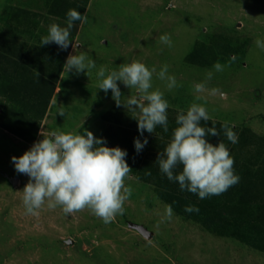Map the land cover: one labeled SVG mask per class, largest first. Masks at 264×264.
Returning <instances> with one entry per match:
<instances>
[{
  "label": "rangeland",
  "instance_id": "1",
  "mask_svg": "<svg viewBox=\"0 0 264 264\" xmlns=\"http://www.w3.org/2000/svg\"><path fill=\"white\" fill-rule=\"evenodd\" d=\"M49 1L0 0V31L10 7L35 14L30 21L33 28L9 32L20 48L37 49L38 56L46 55L45 59L52 53H66L36 139L25 142L0 128V264H264V251L234 237L214 235L180 210L173 208L172 219L160 223L168 204L160 200L154 186L132 173L125 181L132 194L123 215L111 223H103L88 209L66 215L60 207L48 209L45 205L38 216L27 215L22 190L29 177L18 173L11 159L51 131L83 134L86 129L106 141L111 133L122 135V130H129L132 146L134 139L156 138L157 127L154 133L145 131L141 136L135 120L138 113L117 106L111 90L98 89L96 73L101 66L111 71L135 60L156 69L153 89L164 92L168 120L176 119L180 109L186 113L193 102L205 104L209 121L228 122L237 136L244 133L248 138L250 145L235 149L234 156L246 164L259 160L258 152L264 155V50L257 47L256 40L264 41V0H69L84 8L82 16L87 22L73 23L65 50L55 43L40 45L50 25L67 26L66 20L50 15ZM165 33L171 37V47L160 42ZM212 40L215 44L224 40L233 52L215 48L209 54L206 48ZM81 52L96 67L66 72L67 57ZM217 61L225 65L224 71H214ZM164 64L180 87L169 91L167 81L158 79ZM209 71L213 77L207 87L220 89L226 97L194 91V85L204 82ZM117 84L123 104L135 90ZM198 95L206 99L197 100ZM209 121H202L201 126ZM208 142L214 145L211 138ZM113 145L129 149L118 140Z\"/></svg>",
  "mask_w": 264,
  "mask_h": 264
},
{
  "label": "clouds",
  "instance_id": "2",
  "mask_svg": "<svg viewBox=\"0 0 264 264\" xmlns=\"http://www.w3.org/2000/svg\"><path fill=\"white\" fill-rule=\"evenodd\" d=\"M77 20L87 22V17L70 9L67 13V26L61 27L55 23L50 25L48 35L41 38L40 45L55 43L61 50L67 49L70 45V30ZM159 39L162 44L172 46L169 34H162ZM256 45L264 50V41L257 39ZM231 59L235 60V56ZM95 67V61L84 52L79 55L70 54L64 64L66 72L74 69L79 73ZM224 68L225 65L218 61L213 65L215 72H222ZM154 73V67L150 69L135 60L111 71L101 66L96 73L100 78L98 89L105 93L111 90L117 106L123 105L129 111L138 113L135 120L141 136L145 131L154 133L157 126L162 127L165 133L169 130V103L164 98V92L159 88L153 89ZM157 77L167 81L166 88L169 91L181 86L175 76L168 74L167 64L161 67ZM212 77L213 72L209 71L204 82L194 85V91L226 97L227 94L220 89L207 87ZM118 81L135 90V94L129 96L123 104ZM196 99L206 98L198 95ZM209 119L205 104L193 102L186 113L180 109L172 139L162 154L163 158L159 155L157 158L160 171L169 181L178 182L181 190L197 194L200 199L221 195L240 179L234 172V158L226 145L223 142L213 145L206 139L208 135H220L215 127L201 126L202 121L207 122ZM222 128L232 144L238 142V136L228 126V122ZM105 143L103 138L95 137L86 129L83 134L51 131L21 156L12 157L15 170L29 177L22 190L26 214L38 216L46 205L48 209L60 207L66 215L88 209L105 224L114 221L117 215H123L124 204L132 194V188L125 184L132 169L126 162L125 150L104 146ZM133 143L139 153L148 141L146 138L143 141L134 139ZM178 165H182V171L174 174ZM185 211L199 212V208L189 205ZM173 215L172 206L166 205L160 223L170 221Z\"/></svg>",
  "mask_w": 264,
  "mask_h": 264
},
{
  "label": "trees",
  "instance_id": "3",
  "mask_svg": "<svg viewBox=\"0 0 264 264\" xmlns=\"http://www.w3.org/2000/svg\"><path fill=\"white\" fill-rule=\"evenodd\" d=\"M47 8L51 16L66 21L70 9H75L81 15L84 13L83 7L72 5L69 0H50ZM6 14L5 28L0 31V128L18 139L32 142L37 137L39 123L44 118L52 99L66 53L54 55L51 52L53 56L45 59L46 55L38 56L37 49L20 48L16 38L12 36L9 38V32L14 34V31L21 27L28 30L33 28L34 25L30 21L35 14L16 7H10ZM8 23L12 25L11 29L7 28ZM73 23L79 24L80 21ZM224 40L216 44L212 40L206 51L212 54L217 48L227 51L226 53L233 52L231 46L225 44ZM191 55L193 58L194 54ZM34 72H38L39 76L34 75ZM175 120H168L167 133L162 127L157 126V137L149 139L139 153L132 143H129V130H122L124 131L122 135L109 134L106 145L114 147L113 143L118 140L124 147L126 145L129 148L125 147L127 149L125 159L132 169L131 173L137 180L154 186L161 201L171 205L176 211L180 210L189 219L198 221L214 235L234 237L264 251V155L262 156V152H258L260 156L258 162L256 160L246 164L234 156L235 149L250 145L245 134L241 133L235 144L227 139L224 144L230 154H233L231 155L234 158L233 168L235 174L240 177L239 182L221 195L200 199L197 194L186 189L181 190L178 182L169 181L159 168L157 158L158 155L163 158L162 154L172 139L173 130L177 127ZM222 125L213 124L212 121L206 124V128L215 127L220 133L219 136H206L207 140L212 139L214 145L218 143V139L226 137ZM246 131L253 137L250 130ZM181 171L182 165H178L174 174H179ZM189 205L198 207L199 212H186L185 207Z\"/></svg>",
  "mask_w": 264,
  "mask_h": 264
},
{
  "label": "water",
  "instance_id": "4",
  "mask_svg": "<svg viewBox=\"0 0 264 264\" xmlns=\"http://www.w3.org/2000/svg\"><path fill=\"white\" fill-rule=\"evenodd\" d=\"M141 233L143 236H145L146 238H150L151 234L146 232L144 229H141Z\"/></svg>",
  "mask_w": 264,
  "mask_h": 264
}]
</instances>
